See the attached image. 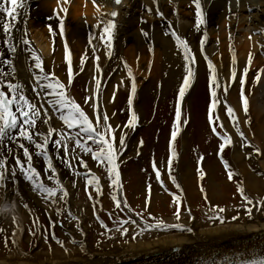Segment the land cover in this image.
I'll return each instance as SVG.
<instances>
[{
	"label": "bare ground",
	"instance_id": "1",
	"mask_svg": "<svg viewBox=\"0 0 264 264\" xmlns=\"http://www.w3.org/2000/svg\"><path fill=\"white\" fill-rule=\"evenodd\" d=\"M25 3L27 4L26 35L29 43L25 44L22 39V35L25 34L22 15L17 17L15 28L11 30L12 40L9 41L16 45L15 54L8 50V44L4 42L5 34L0 29V55H2L0 70L6 74L5 79H11L13 82L21 81L25 85V94L38 106L40 101L44 100L43 106L52 111L49 113L53 117L50 119V124L54 128L59 129L65 125L59 119V113L52 105L47 104L46 98L37 97L32 90L35 74L40 72L39 69L34 68L32 50H35L42 59L43 74L48 73L49 67L58 78H61L57 72L60 61L70 55L75 71L76 66L80 65V58L86 57L84 64L80 66L90 79V96L95 97V80L100 79L99 107L101 110H107L113 127L119 123L115 114L113 115L114 102L111 100L115 99L127 81L132 83L127 66L131 67L136 84L132 108L138 114V124L144 125L143 102L147 92L155 89V94L164 97L171 87L179 82L183 83V77L191 67L194 69V77L186 90L188 98L194 90L201 67L207 62L203 59L206 54L215 64L221 82L233 85L241 76L244 77L245 95L249 101L248 114H244L240 102L232 106L238 113L254 147H259L261 151L253 152V148H247L245 144L242 147L243 141L238 133L233 131L221 114L223 125L234 141L231 160L239 170L240 182L253 198L250 206L251 219L235 221L229 219L233 216L239 217L233 208L228 209L226 216L228 220L223 222L209 215L210 211H206L208 218H202L197 217L190 210V212H180L179 220L176 219V214H172L165 216L164 221L170 225L184 223L191 227L192 231L175 227L148 228L145 220L138 217L128 204L122 203L128 217L135 221L133 224L127 218L120 226L128 227L129 238L119 240L124 234L121 235L118 227L109 228L102 236L104 242L98 245L91 242L94 231L89 216L92 209H106V182L101 172L92 167L93 173L100 177L102 189L99 194L102 198L85 199L80 195L82 177L71 179L67 170L62 168L63 163H68L67 156L56 155L55 162L59 163L58 168L61 170L59 169L57 174L49 173V175L57 176L67 189V196L58 191L55 194L56 202L53 203L52 199L45 200L41 195L27 188V184L24 183H19L22 189L18 192H14L15 187L9 183L6 190L0 189V198L6 191L7 197L14 199L13 205H16L21 217L14 220L12 208H0V229L3 230L0 231V237L2 239L7 237L9 243L7 248L0 247V264H211L213 261L232 257L236 253L264 250V203H262L264 187L260 179V177L264 178V71H261L264 69V47H262L264 0H239V3L237 0H200L203 22L199 25L196 19V4L193 0H123L119 5L114 4L112 0H105L99 12L93 0H70L63 35L59 30V18L53 11L57 0H25ZM99 3L100 0H97V4ZM149 8L151 11H148ZM157 8L163 13L162 16L157 14ZM112 9H116L118 15L113 18L117 23L113 30L112 55L108 56L106 41L102 42L99 38L102 28L97 25V19L103 22ZM48 24H51L54 35L49 31ZM141 29L144 31L142 32ZM173 30L182 39L187 40L192 52L195 53L194 64L184 60L183 48L176 44L172 35ZM205 32L207 36H204ZM230 34L231 39H229ZM201 40H203V51H201ZM65 43L68 46L67 50ZM231 49H235L237 57L235 65L232 64ZM249 52L253 55L250 65L247 61ZM95 55L99 56L98 61L94 59ZM4 59L12 60L15 72L13 65L5 64ZM97 63L100 65L99 70L95 67ZM245 66L249 68L246 74L243 73ZM233 67L237 70L235 79L231 76ZM258 71L261 74L259 80H256ZM48 79L54 81V77ZM26 81L28 83H25ZM63 81L67 80L63 79ZM37 83L43 84L44 81ZM158 84L162 85L160 91L157 89L160 87ZM37 91L41 90L37 89ZM67 94L71 95L70 89L67 90ZM113 94L114 98H112ZM92 103L93 101L90 100V104ZM221 103H223L222 97ZM85 111L90 116L93 114V109ZM246 120L249 122L245 123ZM39 123L42 124L41 130L46 132L47 124L41 121ZM121 131L125 130L118 129L117 143ZM183 144L185 145L184 142ZM140 150L136 137L130 135L127 144L117 157L118 170L124 159L136 155ZM14 151H18L15 146L9 152ZM249 152L253 153L250 157L247 155ZM178 170L183 184L192 187L196 179L189 164L182 160ZM119 173L122 185L124 174ZM48 184L53 185L52 182ZM214 185L216 182L212 180V175H209L208 188L212 193H217L218 191L213 189ZM137 186L135 184V188ZM89 187L91 191H96L94 184H89ZM118 190H120L117 191L118 198L123 199L122 188ZM134 196L133 191L131 196L133 203ZM159 196L157 192L153 193L154 198ZM24 203L28 208L24 207ZM247 203L244 201L241 208L246 209L244 205ZM58 207L61 209L60 213L56 212ZM42 213L47 218L46 222L52 227L48 234L54 232L55 227L64 234V237L59 239L64 242L63 245L58 243L57 239L44 237L46 233H43L42 227L40 228L42 237L37 244L32 243L33 233L30 235L25 233L31 218L35 215L40 217ZM59 220L63 221L62 226L57 224ZM140 228L144 229L142 233ZM133 233H136L135 238ZM13 240L16 243H13ZM23 242L27 246H24Z\"/></svg>",
	"mask_w": 264,
	"mask_h": 264
},
{
	"label": "snow or ice",
	"instance_id": "2",
	"mask_svg": "<svg viewBox=\"0 0 264 264\" xmlns=\"http://www.w3.org/2000/svg\"><path fill=\"white\" fill-rule=\"evenodd\" d=\"M105 0H100V3L97 4V0H93L94 6H96L97 11L99 12L100 8L103 6ZM112 2L116 5L121 4L122 0H112ZM193 2L196 4V12H197V24L199 25L202 23V11H201V4L200 0H193ZM70 3V0H57L56 8L53 9L54 14L59 18V30L60 34H64V21L65 16L67 15L69 8L68 5ZM237 3H239V0H237ZM24 11H21V10ZM27 4L25 3V0H0V29L5 34V40L4 42L8 44V50L13 52L15 54L16 52V45L14 43H10L9 41L12 40V29L15 28L16 20L18 16L24 17V33L22 35V39L25 44L29 43V40L27 38L26 32V20H27ZM148 11H151L149 8ZM63 13V14H61ZM157 14L163 15L162 12H159V9L157 8ZM118 12L116 9H112L107 13V17L101 22L100 19H97V25H100L102 30L99 34V38L102 42L106 41V47H107V55H112V40H113V30L116 26V19H113L117 17ZM111 17V18H108ZM170 23V22H169ZM50 32H52V26L51 24L47 25ZM143 32L144 29H141ZM54 35L55 33L52 32ZM107 34V35H105ZM145 35L147 33L145 32ZM172 35L175 37L176 44L183 48L184 52V60L186 62L195 63V53L192 52L188 42L186 39H182L174 30L172 31ZM204 36H207V32L204 33ZM91 40V36L89 37ZM229 39H231V34L229 35ZM67 43H65V49L67 50ZM264 47V45H262ZM231 48V46H230ZM201 51H203V40H201ZM232 51V64L235 65L237 61V57L235 55V49H231ZM93 52L95 53V47L93 48ZM31 55L35 60L34 68L39 69L40 72L35 74V81L32 85V90L35 93L37 97L43 96L46 98V102L49 105H52L53 108L59 113V119L63 122V125H66V128L61 127L59 130L54 128L50 124V115L48 112V109L43 107L44 100L40 101V106L37 105V103L31 99L25 94L24 90V84L16 80L13 82L11 79H5V75L2 70H0V143H3V141L6 138H9V133H11V139L16 140V143L23 147V154L27 158V166L25 167L24 163L21 162L19 156H16L15 159V165L19 166V168L22 171V174L25 176L27 180L31 182V185L43 196L45 200L52 199L53 203H55V194L57 191H61L64 196L68 195L67 189L64 187V185L61 183V181L57 178V176L53 175L48 177L50 180L55 181V186H49L44 183V180L41 178L40 172L37 170V168L33 167L32 164V153L29 152L28 147H24L20 140L17 139V137H21L26 139L27 141L31 142L35 145V149L37 151L38 155H42L44 160L47 161V168L51 169L52 173H56V169L53 166L52 158L49 155V152L47 151V146L49 144V141L52 140V142L57 145L58 147H62L64 149V152L67 154L69 151V140L74 141L73 146V153L75 151V147H79L82 150L86 152H90L92 157L95 161H97L98 164H101L107 168V172L109 174V180L112 185H115L117 189L121 188L122 185L120 183V173L118 170V164H117V157L120 154V152L123 150V147L125 146V136L127 135L126 132L121 131V134L118 137V143H117V137L115 135V130L113 128L112 123H110V118L107 110H101L99 107V88L101 81L100 79L95 80L96 84V93L95 97L93 96H86L84 98V103L87 104L89 100H92L93 103L90 105L93 109V114L90 116L88 112L85 111V109L81 106L80 102H77L74 97L67 94V87L64 82H62L58 77L55 76L54 72H48L47 74L44 73L42 59L39 55H37L35 50L31 51ZM0 58H2V55H0ZM84 56L80 58V65H83L85 62ZM253 55L251 52L248 53L247 61L248 65L252 62ZM68 59V77H67V83L70 85L72 83L73 78V68L71 64L70 55L66 57ZM95 60H99V56H94ZM205 59L207 60V66L210 70V85H211V104L209 107V122L212 124V132L220 138L222 141L218 145V154H220V159L223 161L225 168L228 170V178L231 180L234 175V170L230 167L229 161L224 159L223 155L221 154L223 152V149L226 147V145H231L233 143L232 137L230 134L227 133V130L224 129L223 122L220 121L218 114H213L212 109L217 106L219 103L218 95H217V89L221 87L219 79L216 74V66L213 63L211 59H208L207 55L205 54ZM5 64L13 65V62L11 59H4ZM127 66V65H126ZM96 69H100L99 63L95 65ZM128 67V75L129 77H132V83H131V95H129L127 104L130 106V116L125 124V127L128 126H135V124L138 121V114L135 111L134 108H132L133 104V96L136 92V84H135V78L133 76V72L130 66ZM13 71L15 72V67L13 65ZM236 68L233 67L231 69V76L233 79L236 78ZM249 71L248 66H245L243 68V73L246 74ZM261 71H264L262 69ZM260 71L256 73V80H259L260 78ZM48 77H54V81L48 79ZM194 77V69L189 67L187 69V74L183 77V83L179 87V97L182 98L185 94V91L187 90V87L191 83V79ZM43 80L44 83H37L38 81ZM3 85H7V91L4 89ZM240 97L243 103V111L245 113L248 112L249 107V101L247 96L244 93V77H240ZM50 89L51 91H47L45 89ZM37 89H40L41 91H37ZM228 91V84L227 82L223 85V92L226 94ZM114 98V94L113 97ZM224 103L226 104L227 113L230 116L233 127L236 129V132L238 135L243 139V144H251L252 142L247 139L245 136V132L241 129L240 122L238 116L235 114V108L231 106L230 104H227V101L225 100ZM58 106V107H57ZM114 115V113H113ZM176 121L181 120V106L179 100L176 104ZM37 119H41V122L44 124H47V131L42 132L36 130V122ZM219 121V127L223 129L224 134H222L220 131H217V125L215 123H212L213 120ZM101 121H103V124H101ZM184 123L187 121L184 120ZM249 121L246 120L245 123H248ZM116 128H120V125H116ZM15 130V131H14ZM70 130V131H69ZM178 127L176 124L173 125V130L171 133L172 141L175 140L178 132ZM56 134V138L53 139V134ZM40 137L39 140L36 139V137ZM83 137V139H82ZM93 141V143L96 144L95 148H92L90 145L86 143V141ZM140 144H143V140H140ZM9 151L11 149L9 148ZM170 151L171 155L168 159V165H169V171L168 176L171 179L172 183L175 185L177 189H179L182 193V186L177 182L176 177L172 175L171 172V164H172V158L177 155L175 147L170 143ZM261 149L259 147H253V152L259 153ZM253 153L249 152L247 155L250 157ZM57 155L59 153L57 152ZM74 159H77L80 164H82L85 168H88L87 162L83 159V157H77L73 155ZM202 159V155H201ZM7 157L0 156V189H7V183H6V177H5V171L6 169V162ZM153 168L156 169V177L158 181L163 185L164 181L161 179V172L156 167L155 160H153ZM69 167H71V162L69 161ZM89 172H92L91 169H88ZM200 177H203L205 175L202 168L198 169ZM15 172H16V166H13L11 168V177L12 179L15 178ZM79 174V173H76ZM114 177V178H113ZM87 184H94L96 192H101L102 185L100 184V177L96 175L95 173L92 174L91 177L87 178ZM150 190V185L148 186ZM18 188H14V192H18ZM237 191L240 193L241 197L244 201H247L248 203L244 205L248 209V214L251 213V204L253 201V198L250 197L245 193L244 186L242 182L237 183ZM201 192L204 194V199L207 200V194L205 189L203 188V185H201ZM90 198L92 197L91 192H89ZM173 199L176 202V219L179 220V214H180V203L181 199L180 196L177 195V193H172ZM3 198L7 199L6 191L3 194ZM112 200L115 202V206L117 208L120 207V205L123 203L125 205L128 204L126 198H118L115 191L112 195ZM23 202V201H22ZM264 203V201H262ZM24 207L28 208V205L24 203ZM130 207V205H129ZM212 210L214 211L215 217H218L221 222H223L226 217L223 215V212L225 211V208L222 205H211ZM31 211V209H29ZM61 209L58 207L56 208V212L60 213ZM186 211L190 212V209H186ZM137 216H140L142 220H145V225L148 228H172L175 227L177 229L181 230H187L192 231V228L184 223H176L175 225H170L166 223L161 218H155L154 222H150L146 220L140 212L136 213ZM109 215L111 216L112 213L109 211ZM239 213H237V216ZM148 216H153V213L149 212ZM191 218V217H190ZM15 220V217H13ZM97 219L99 220L100 224L107 228L108 225L97 215ZM229 219H236L235 216L230 217ZM38 221V217L36 218ZM131 223L135 224V221L131 220V217L128 218ZM36 221H34L35 223ZM123 222V221H122ZM118 229L121 232V235L126 234L129 232L128 227H120V225H117ZM139 227V226H138ZM0 231H3L0 229ZM15 231V230H13ZM144 231L143 228H140V232L142 233ZM29 232H32V229L29 228ZM34 234V233H33ZM55 234L53 233V236ZM133 238H135L136 233H133ZM57 242L63 245V241L59 240L57 238ZM13 243H16L15 240H13ZM99 243V241H97ZM5 244L7 245V237H5ZM211 264H264V250L260 251H253L251 253L249 252H243V253H236L233 254L232 257L223 258L219 261H213Z\"/></svg>",
	"mask_w": 264,
	"mask_h": 264
},
{
	"label": "rangeland",
	"instance_id": "3",
	"mask_svg": "<svg viewBox=\"0 0 264 264\" xmlns=\"http://www.w3.org/2000/svg\"><path fill=\"white\" fill-rule=\"evenodd\" d=\"M39 50H41V48H39ZM67 67L68 59L64 58L62 61H60V64L57 67V72L61 75V78L59 79L65 83L67 89L71 90L75 100L80 102L81 106L85 108L87 107V104L84 103V98L88 94L90 79L85 74L81 66L77 65L75 71H73L72 83L69 85L67 81H63V79L67 80L68 77ZM47 71L51 72L49 67L47 68ZM216 74L221 87L217 89L219 103L215 108L212 109V112L214 115H219L220 121H222V114L225 120L232 127L233 131L236 132V129L233 127V122L227 113V108L224 101L226 100L227 104H230L231 106L232 104L240 102L243 110V103L240 97V80H238V82L234 83L233 85H228V91L225 94L223 92L224 82L220 81V75L217 69ZM181 84L182 83L179 82L174 87H171L165 93L164 97H162L161 94H155V89H151L147 92V96L143 102L145 122L144 125L140 127L137 137V143L141 147V152L137 155L130 156L128 160L121 164V170L124 174V198L127 199L128 205H130L132 211L135 214L140 212L141 215L150 222H154V217L165 220V216L176 214L177 205L172 196V193L174 192L177 193L181 199L180 212L190 209L197 215V217L208 218L209 215H212V217L219 219L218 217H215L211 205H222L225 208V211L223 212L225 217L227 216L228 209L233 208L236 210V214L239 213V217L233 219L234 221L237 219H251L252 211L250 214H248L247 208H241V204L244 202V200L237 191V183L240 182L241 179L238 168L231 160L232 152L234 150V141L231 145H226V147L223 149V152L221 153L224 159L229 161L230 167L234 170L233 178L230 180L227 174L228 170L225 168L223 161L220 159V154H218V145L222 141L212 132V124L209 122V107L212 97L210 90V70L208 69L207 62H205V66L201 67L199 78L195 84L194 90L188 98L186 96V91L182 98L179 97V87ZM158 86L160 87H157V89L160 91L162 85L158 84ZM125 87V89H120L119 93L117 94L113 109L119 123L118 125H120V128L124 129V132L127 133L125 136L126 145L128 138L133 133L137 123L134 127H125V124L130 116V106L127 104V100L129 95H131V82L127 81ZM221 97L223 98V103L220 104ZM178 100L181 106L180 121H176L175 115L176 104ZM235 114L238 116L236 110ZM244 114L247 115L248 112H244ZM184 120L187 122L184 123ZM239 122L241 129L245 132L240 118ZM110 123L112 122L110 121ZM212 123L217 125V131H220L222 134H224L223 129L219 127V121L214 119ZM174 124L177 125L179 130L175 140L172 141L171 133ZM113 128L117 137L118 129L120 128ZM224 129L226 128L224 127ZM245 136L251 141L246 132ZM141 139L143 140V144H140ZM241 140L243 141L242 138ZM170 143L175 147L177 153V155L172 158L171 172L172 175L176 177L177 182L182 186V193L175 187L168 176V159L171 155ZM245 146L247 148H253L254 143L252 142L251 144H245ZM153 160H155L156 167L161 172V179L164 181L163 185L156 177V169H154L152 166ZM182 160L189 164L194 173L196 181L192 187H186L179 177L178 168ZM98 166L100 170L104 171L105 174L103 175L106 182L105 189L107 194V199L105 201L107 209L100 214V217L107 223V225L115 228L117 225H122L124 217L127 216V211L122 205L119 208L115 206V202L111 198L115 185L110 183L107 168L101 164H98ZM200 168H202L205 173L203 177H200L199 175L198 169ZM209 175H212V180L216 182V185H214L213 189L217 190V193H212V191L208 188ZM260 179L262 180L261 182L264 187V178L260 177ZM135 184L138 185L137 188H135ZM149 185L150 190L148 187ZM201 185H203V188L206 191L207 200L204 199V194L201 192ZM244 189L245 193L249 195V192L245 186ZM133 191L135 192L134 203L131 201ZM89 192H91L92 197L95 199H100V194L96 191H91L90 187H88L87 184L83 182L80 185V195L85 199L87 198L93 200L94 198H90ZM154 192H157L160 196L154 198ZM96 201L94 203L95 206L98 202ZM109 211L112 213L111 216L109 215ZM206 211H210L211 213L208 215L206 214ZM149 212L153 213V216H148ZM40 216L43 223H40V221L35 219V223L34 221H31L29 224V228H31L32 233H34L32 242L33 245L37 244L42 237L40 228H43L44 233L48 229L50 230L51 227L46 223L45 215L42 213ZM37 217L38 216L36 215V218ZM227 220L228 217H226L224 221ZM89 222L93 227L92 230L94 231L91 242L94 245L104 242L102 236L105 231V227L100 224L93 209L90 211ZM27 234H31L29 229ZM55 234L59 237H64L62 231H60L58 228L56 229V227ZM47 237H51V239L54 238L53 234ZM128 238L129 233H126L123 236H120L119 240H127ZM97 241H99V243H97ZM23 243L24 246H27L25 242ZM8 244V241L6 245L5 239L0 237V247L7 248Z\"/></svg>",
	"mask_w": 264,
	"mask_h": 264
},
{
	"label": "water",
	"instance_id": "4",
	"mask_svg": "<svg viewBox=\"0 0 264 264\" xmlns=\"http://www.w3.org/2000/svg\"><path fill=\"white\" fill-rule=\"evenodd\" d=\"M137 132H138V129L134 132V136L137 134Z\"/></svg>",
	"mask_w": 264,
	"mask_h": 264
}]
</instances>
